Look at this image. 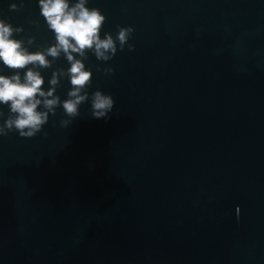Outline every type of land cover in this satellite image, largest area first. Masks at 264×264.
I'll use <instances>...</instances> for the list:
<instances>
[{
    "label": "water",
    "instance_id": "1",
    "mask_svg": "<svg viewBox=\"0 0 264 264\" xmlns=\"http://www.w3.org/2000/svg\"><path fill=\"white\" fill-rule=\"evenodd\" d=\"M11 3L16 39L54 43L38 0ZM86 6L101 38L132 27L134 51L85 61L89 96L115 101L107 122L89 100L67 128L58 107L37 136L0 137V264H264V0ZM68 67L41 69L44 90Z\"/></svg>",
    "mask_w": 264,
    "mask_h": 264
},
{
    "label": "clouds",
    "instance_id": "2",
    "mask_svg": "<svg viewBox=\"0 0 264 264\" xmlns=\"http://www.w3.org/2000/svg\"><path fill=\"white\" fill-rule=\"evenodd\" d=\"M88 3L89 0H38L40 15L54 34V43L36 51L29 50L34 37L16 39L24 29L0 18V72L6 68L13 73L0 74V105L8 108L6 119L5 112L0 110V119L3 120L0 137H7L12 132L25 139L37 136L48 123L49 116H55L58 107L63 108L67 117L60 121L61 127L67 128L80 115V106L89 100L92 118L106 122L111 118L109 114L115 105L113 97L99 90L89 96L93 73L86 68L85 61L89 59V53L98 61L108 62L125 46L134 51V46L128 43L134 29L117 26L115 37L105 32L101 38L106 17L100 9L87 7ZM22 7L23 0L19 6L11 3L9 11H19ZM61 57L70 67L54 70L45 91V79L40 70L52 68ZM103 72L110 75L114 69L109 67ZM65 78L71 89L67 92V99L61 100L56 90L61 87V79Z\"/></svg>",
    "mask_w": 264,
    "mask_h": 264
}]
</instances>
